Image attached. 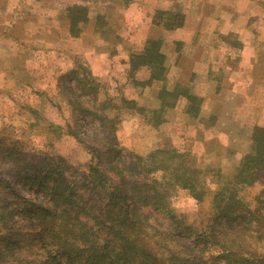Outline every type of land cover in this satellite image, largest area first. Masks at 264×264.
<instances>
[{"label":"trees","instance_id":"obj_1","mask_svg":"<svg viewBox=\"0 0 264 264\" xmlns=\"http://www.w3.org/2000/svg\"><path fill=\"white\" fill-rule=\"evenodd\" d=\"M146 9L163 33L143 38L139 51L127 46L120 59L134 75L138 98L104 90L93 69L73 60L57 85L74 80L75 90L90 94L91 103L70 97L71 122L49 125L57 133L42 144L0 134V264H264V124L235 109L236 125L250 124V147L232 160L227 158L235 151L227 144L201 152L194 136L187 140L195 145L143 153L118 137V110L125 106L149 112L146 121L153 128L167 120L170 109L196 121L204 112L207 86L198 91L192 80L167 78L162 37L184 24V11ZM62 12L69 39H80L90 21L89 4H69ZM95 25L93 32L101 33L103 26ZM142 68L147 76L135 78ZM145 88L146 94L155 91L153 106L142 103ZM75 90L70 96L80 94ZM119 98L120 103L113 101ZM209 114L215 127L217 115ZM81 115L90 116L93 126L83 132L86 136L80 135ZM64 134L74 135L85 148L86 163L76 164L54 147ZM256 182L262 185L258 192ZM35 190L46 199L26 196ZM181 193L199 207L195 218L176 210L174 200ZM145 207L167 215L173 227L166 228Z\"/></svg>","mask_w":264,"mask_h":264},{"label":"rangeland","instance_id":"obj_2","mask_svg":"<svg viewBox=\"0 0 264 264\" xmlns=\"http://www.w3.org/2000/svg\"><path fill=\"white\" fill-rule=\"evenodd\" d=\"M70 1L46 0L43 3L45 8L42 10L32 0H0L1 135L23 137L32 143L42 144L49 136L57 133L51 132L49 125L60 124L62 127H67L73 115L71 107L68 106L70 97L78 102L91 103L90 94L80 93L79 88L75 90L74 80L68 79L66 86L62 88L57 85L60 83L57 77L70 67L73 60L82 61L84 65L93 69L98 79L103 80L104 90L108 92L114 90L123 93L128 98H138L139 86L133 81L134 75H128L127 64L120 63V59L124 53L125 55L128 53L127 46L130 48L133 45L131 49L139 51L145 36L150 34L160 37L163 33L158 27L151 28V16L147 14L148 11L145 13L146 7L160 10H185L188 7L185 0H130L127 4H124L122 0H75L89 4L91 15L82 34L85 39L81 42L82 44L76 45L70 42L62 18L59 22V26L63 29L62 33L57 32L58 30L51 31L50 26L42 22L45 18L50 19L52 15L59 16L60 13L62 16L63 8ZM186 20V30L175 31V29L163 34L162 48L169 69L168 81L179 78L182 83H190L192 80L194 81L193 89H195V84L199 82V79H195V75H190L188 70L180 74V70H177L172 63L174 54L177 59H181L187 52L184 41L178 38L184 39L187 43L194 38L193 19L188 16ZM94 21L103 26L99 34L93 32L96 27ZM46 22L48 23L47 20ZM45 37L47 39L43 41ZM82 48L84 51L81 50ZM69 50H72L71 54L66 52ZM145 72L143 68L137 70L135 78H144L147 76ZM67 85L71 88L68 87V89ZM71 90L80 94L72 97L70 96ZM214 90V82L209 80L207 94L202 103L204 112H201V118L199 117L198 121L184 116L176 108L166 112L167 120L160 127L153 128L146 121L149 112L139 114L126 106L120 108L118 112L122 121L117 134L121 143L130 147L134 146L143 153L158 146L195 145L193 141L187 140L194 136L197 138H193L196 139L195 147L201 152L227 144L235 151V153H229L227 160H232L236 155L235 158L239 159L250 147L248 138L250 124L245 122L244 125H236L237 118L235 119L232 106L223 107L218 105L219 103L215 104ZM118 92L114 93L118 95ZM153 92L146 94L145 88L141 93L142 103L148 106L157 103L158 98L154 90ZM113 101L121 102L120 98ZM209 113L217 115L215 127L207 120L210 117ZM252 116L251 114L248 119H252ZM88 117L81 115L79 120L82 136H86L83 132L93 130L89 121L90 116ZM38 120L39 123H37ZM32 121H36V124L29 125L33 123ZM43 131L46 135L42 133ZM186 141L191 143L184 144ZM54 147L59 148L76 164L88 161L85 148L74 135H60L55 140ZM17 187L19 188V184ZM261 188V183L256 182L254 192H258ZM41 194L35 190L26 196H31L34 201L41 202L46 199ZM174 205L178 212L187 213L192 219L199 210V207L186 193L179 194L174 200ZM144 210L162 220L166 228L173 227L167 215L159 213L152 207H145Z\"/></svg>","mask_w":264,"mask_h":264},{"label":"crops","instance_id":"obj_3","mask_svg":"<svg viewBox=\"0 0 264 264\" xmlns=\"http://www.w3.org/2000/svg\"><path fill=\"white\" fill-rule=\"evenodd\" d=\"M45 1L32 0L42 10L45 8L43 6ZM263 1L185 0L188 7L183 10L184 24L175 31L186 30V19L190 16L193 19L194 38L188 41L189 43L178 38L184 41L187 52L181 59H177L174 54L172 62L175 68L180 70V74L188 70L190 75H195V79H199L198 91L202 90V85L209 86V80L213 81L215 104L219 103L218 105L223 107L230 105L233 112L238 107V115L249 118L252 114L254 117L252 116L250 120L261 124H264ZM73 3L79 2L71 0L66 5ZM60 18L63 17L59 13V16L52 15L50 19L45 18L42 22L48 24L51 31L58 30L57 32L62 33L63 29L59 26ZM150 24L151 28L155 26L151 20ZM46 39L45 37L43 41ZM84 39L82 36L80 39L69 40L72 44L80 45ZM81 50L84 51L83 48ZM66 52L71 54L72 50ZM177 80L181 81L179 78ZM204 93L207 94L206 89Z\"/></svg>","mask_w":264,"mask_h":264}]
</instances>
